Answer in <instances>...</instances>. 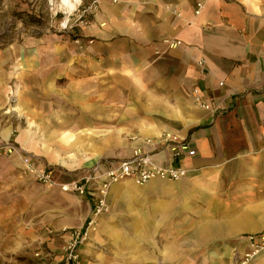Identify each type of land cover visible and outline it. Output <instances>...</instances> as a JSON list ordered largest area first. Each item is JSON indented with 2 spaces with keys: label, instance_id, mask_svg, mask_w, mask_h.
Segmentation results:
<instances>
[{
  "label": "crops",
  "instance_id": "crops-1",
  "mask_svg": "<svg viewBox=\"0 0 264 264\" xmlns=\"http://www.w3.org/2000/svg\"><path fill=\"white\" fill-rule=\"evenodd\" d=\"M80 1L90 2L74 47L80 108L97 132H111L108 145L74 161L42 144L39 136L49 127L39 124L53 106L39 105L35 65L29 98L10 88V71L2 67L0 142L12 139L41 153L58 164L49 167L52 177L69 181L101 154L121 158L144 137L176 133L194 149L172 162L186 174L112 184V209L88 230L82 258L88 264H231L234 251L248 248V233L264 234V0H201L197 12L200 0ZM166 39L180 43L171 47ZM163 156L155 158L169 165ZM3 193L9 197L0 211H15L38 229L82 226L90 209L88 194L42 186L16 155L0 156ZM247 264H264V253Z\"/></svg>",
  "mask_w": 264,
  "mask_h": 264
},
{
  "label": "rangeland",
  "instance_id": "rangeland-1",
  "mask_svg": "<svg viewBox=\"0 0 264 264\" xmlns=\"http://www.w3.org/2000/svg\"><path fill=\"white\" fill-rule=\"evenodd\" d=\"M89 3L80 1L78 4L77 0H0V77L4 75L3 68L9 70L7 82L10 88L21 90L24 97L29 98L28 75L30 67L35 65L34 71L31 70L35 72L34 81L38 84L39 105L43 108L53 106L51 112L48 110L49 120L39 124L49 127L43 129L45 133L39 138L43 145L50 146L51 150L56 148L62 157L74 161L91 155L97 144L108 145L105 136L111 135V132H97L94 118L80 108L74 47L80 43L78 21L83 15L82 19L86 18ZM65 95L69 96L67 102L63 100ZM14 96L12 93L11 98L15 100ZM23 149L44 166H58L37 151ZM102 156L106 155L101 154L98 158ZM36 182L59 189L57 185ZM8 197L6 193L0 194V210L3 208L1 201L4 205ZM111 209L108 205V211L104 213ZM24 219L15 211L14 215L6 216L0 211V264H63L65 239L57 240L63 232L34 228ZM86 239L79 250L81 264H88L82 258L85 255H81V248L87 245Z\"/></svg>",
  "mask_w": 264,
  "mask_h": 264
},
{
  "label": "built area",
  "instance_id": "built-area-1",
  "mask_svg": "<svg viewBox=\"0 0 264 264\" xmlns=\"http://www.w3.org/2000/svg\"><path fill=\"white\" fill-rule=\"evenodd\" d=\"M203 3L196 2L197 12ZM82 10H85L82 9ZM167 45L178 46L180 40H165ZM203 60L200 59V63ZM195 102L203 108L208 104L197 95ZM141 144L134 146L129 155L121 158L102 156L85 173L69 181H57L52 177L49 166H38L34 162V156L19 146L14 140L6 139L0 142V156L16 155L22 164V171L36 181L47 186L57 185L61 191L73 192L80 195L88 194L90 197V209L82 226L57 230V233L67 232L68 237L62 245L63 264H81L79 257L80 246L87 238V232L94 229L97 218L104 211H108L109 188L112 184L122 180H131L135 184H144L152 178L162 180H178L186 173V168L175 165L172 162L181 159L184 155L194 154L189 141L168 130L161 131L156 135L144 137ZM163 154L164 160L170 162L164 165L155 158ZM248 248L244 251H234L231 264H247L260 253H264V234L248 233L246 235Z\"/></svg>",
  "mask_w": 264,
  "mask_h": 264
},
{
  "label": "clouds",
  "instance_id": "clouds-1",
  "mask_svg": "<svg viewBox=\"0 0 264 264\" xmlns=\"http://www.w3.org/2000/svg\"><path fill=\"white\" fill-rule=\"evenodd\" d=\"M80 2V0H77V3H79Z\"/></svg>",
  "mask_w": 264,
  "mask_h": 264
}]
</instances>
